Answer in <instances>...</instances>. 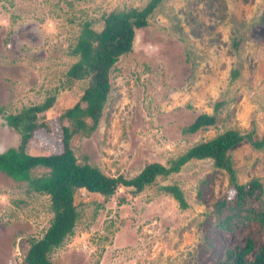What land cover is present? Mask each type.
Masks as SVG:
<instances>
[{
  "label": "rangeland",
  "instance_id": "1",
  "mask_svg": "<svg viewBox=\"0 0 264 264\" xmlns=\"http://www.w3.org/2000/svg\"><path fill=\"white\" fill-rule=\"evenodd\" d=\"M150 0H0V153L18 147L21 134L3 115L43 104L48 129L27 144L34 155L61 153L62 121L82 95L70 81L77 61L71 50L85 22L101 29L113 11L145 7ZM243 41L236 50L233 38ZM238 70L236 78L233 71ZM112 89L98 129L75 135L80 164L106 175L137 176L150 163L168 165L196 145L235 130L254 131L231 151L235 179L264 187V0H163L137 31L134 50L111 73ZM225 101L217 127L190 136L183 129ZM91 123V120H88ZM36 168L33 175L47 174ZM178 185L183 209L163 186ZM230 175L211 160H193L160 177L137 196L129 188L105 199L81 191L74 234L51 255L53 264H215L227 246L247 236L264 243V228L251 223L222 232L214 203L232 197ZM264 200V196H263ZM53 214L50 198L0 173V264H20L30 240L41 238Z\"/></svg>",
  "mask_w": 264,
  "mask_h": 264
},
{
  "label": "trees",
  "instance_id": "2",
  "mask_svg": "<svg viewBox=\"0 0 264 264\" xmlns=\"http://www.w3.org/2000/svg\"><path fill=\"white\" fill-rule=\"evenodd\" d=\"M163 0H150L142 9L128 8L113 11L103 17L101 29L85 22L77 38L71 55L77 61L69 69L68 79L84 82L80 100L61 116L63 124L61 153L34 155L27 152V144L36 131L48 129L46 112L55 104L56 96L43 104L23 109L18 114L3 115L7 125L21 134V143L0 154V173L16 182H25L29 190L45 194L50 198L53 214L45 234L31 239L25 258L20 264H53L51 255L74 234L80 218L81 191L96 194L106 200L114 197L121 188H129L134 196L156 183L158 178H168L179 173L193 160H211L218 169L225 170L231 177L232 197H222L213 205L212 215L216 227L222 232L244 228L258 223L264 228V187L258 179L240 184L235 179L234 162L231 151L243 141L253 138L254 131L242 134L228 130L214 140L196 145L185 154L163 165L150 163L137 176L112 177L89 163L80 164L72 148L75 135L90 137L99 127L105 105L112 89L111 73L122 57L134 50L137 31L148 27L149 18ZM243 38L235 36L233 46L240 48ZM239 71H233L236 78ZM225 101L214 104L213 114L201 113L183 129L184 135H194L201 130L215 128L220 122L219 114ZM264 113V107H263ZM91 120V123L88 122ZM264 143V136L262 139ZM36 168H45L47 174L33 175ZM162 190L172 195L180 207H188L183 190L176 184L163 186ZM215 264H264V243L260 246L254 237L247 236L242 243L227 246Z\"/></svg>",
  "mask_w": 264,
  "mask_h": 264
},
{
  "label": "flooded vegetation",
  "instance_id": "3",
  "mask_svg": "<svg viewBox=\"0 0 264 264\" xmlns=\"http://www.w3.org/2000/svg\"><path fill=\"white\" fill-rule=\"evenodd\" d=\"M1 154V153H0Z\"/></svg>",
  "mask_w": 264,
  "mask_h": 264
}]
</instances>
